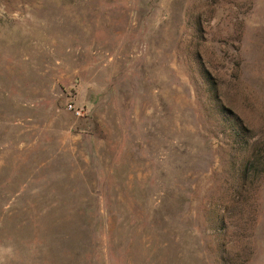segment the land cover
Returning a JSON list of instances; mask_svg holds the SVG:
<instances>
[{
	"label": "rangeland",
	"instance_id": "rangeland-1",
	"mask_svg": "<svg viewBox=\"0 0 264 264\" xmlns=\"http://www.w3.org/2000/svg\"><path fill=\"white\" fill-rule=\"evenodd\" d=\"M0 245L264 264V0H0Z\"/></svg>",
	"mask_w": 264,
	"mask_h": 264
},
{
	"label": "clouds",
	"instance_id": "clouds-1",
	"mask_svg": "<svg viewBox=\"0 0 264 264\" xmlns=\"http://www.w3.org/2000/svg\"><path fill=\"white\" fill-rule=\"evenodd\" d=\"M15 257V249L12 245H0V264H9Z\"/></svg>",
	"mask_w": 264,
	"mask_h": 264
},
{
	"label": "trees",
	"instance_id": "trees-1",
	"mask_svg": "<svg viewBox=\"0 0 264 264\" xmlns=\"http://www.w3.org/2000/svg\"><path fill=\"white\" fill-rule=\"evenodd\" d=\"M247 173H249V168L247 169Z\"/></svg>",
	"mask_w": 264,
	"mask_h": 264
},
{
	"label": "built area",
	"instance_id": "built-area-1",
	"mask_svg": "<svg viewBox=\"0 0 264 264\" xmlns=\"http://www.w3.org/2000/svg\"><path fill=\"white\" fill-rule=\"evenodd\" d=\"M72 106V105H71Z\"/></svg>",
	"mask_w": 264,
	"mask_h": 264
}]
</instances>
